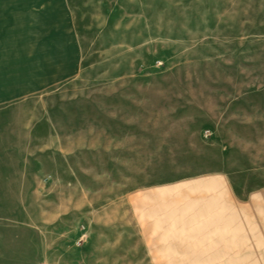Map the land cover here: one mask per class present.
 <instances>
[{
  "label": "rangeland",
  "instance_id": "374dc122",
  "mask_svg": "<svg viewBox=\"0 0 264 264\" xmlns=\"http://www.w3.org/2000/svg\"><path fill=\"white\" fill-rule=\"evenodd\" d=\"M0 264H264V0H0Z\"/></svg>",
  "mask_w": 264,
  "mask_h": 264
},
{
  "label": "crops",
  "instance_id": "0c3cea01",
  "mask_svg": "<svg viewBox=\"0 0 264 264\" xmlns=\"http://www.w3.org/2000/svg\"><path fill=\"white\" fill-rule=\"evenodd\" d=\"M54 18H48V34L41 35L38 41L43 50L37 54L36 69L29 73L27 87L30 91L46 90L66 82L73 77L79 66L80 50L78 41L72 35L69 25H54Z\"/></svg>",
  "mask_w": 264,
  "mask_h": 264
}]
</instances>
